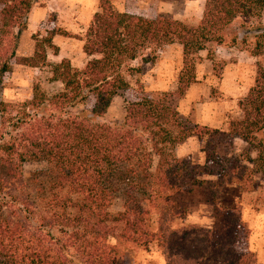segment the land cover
<instances>
[{
  "label": "trees",
  "instance_id": "16d2710c",
  "mask_svg": "<svg viewBox=\"0 0 264 264\" xmlns=\"http://www.w3.org/2000/svg\"><path fill=\"white\" fill-rule=\"evenodd\" d=\"M113 1L98 0L82 37V53L98 57L81 69L65 58L52 65L51 80L61 84V91L46 96L34 86L27 101H0V264H123L121 248H145L152 242L164 264H256L254 254L245 250L247 230L238 209L214 208L211 228H174L172 223L185 216L194 199L213 207L227 170L236 171L232 161L214 152L223 142L238 139L255 151L250 161L258 164L264 182V68L259 62L253 85L237 101L241 117L230 120L224 131L182 124L166 95L150 97L140 86L126 103L119 127L98 121L111 99L128 88L120 69L139 49L181 46L182 67L173 92L180 97L194 80L189 57L211 36L223 43L229 27L230 41L243 37L248 30L238 20L253 9L263 11L264 0H205L196 26L118 12ZM32 4L0 0V93L13 65L39 68L47 51L58 52L51 42L54 35L71 37L50 20L43 37L30 36L32 54L17 56L18 35ZM224 28V34L216 35ZM256 30L261 42L253 46L252 57H259L264 47V26ZM90 97V111L73 114ZM192 136L214 144L202 149L201 165L168 152L170 145ZM27 162L49 167L39 193L24 188L21 168ZM116 199L121 209L111 212ZM43 201L40 208L37 202Z\"/></svg>",
  "mask_w": 264,
  "mask_h": 264
},
{
  "label": "rangeland",
  "instance_id": "374dc122",
  "mask_svg": "<svg viewBox=\"0 0 264 264\" xmlns=\"http://www.w3.org/2000/svg\"><path fill=\"white\" fill-rule=\"evenodd\" d=\"M36 1L37 0H33V3ZM133 6L134 5L130 4L129 12L144 16L140 10L136 12L137 9L133 8ZM250 13L251 14L244 19L238 20V23H243L244 27L248 30L243 37L230 42V38H232V27H229L227 30H229L228 32L230 35H227L224 39L225 43L224 45L222 44L223 50L215 49L214 37L211 36L209 41L202 43L203 49L201 51L189 57L194 65L202 63L204 58L209 60V62L207 64H202L203 76L201 80L195 78L193 68L192 74L194 80L180 97H176L173 92L176 90L177 78L182 67L181 46L177 43H172L156 48L148 44L139 49L135 55V59L132 61H125L120 69L121 74L128 84V88L123 92H119L111 99L105 114L98 122L112 128L119 127L123 120L126 103L138 94V86H140L142 93L150 97L166 95L167 102L175 109L179 121L182 124L186 126L192 124L202 126L196 123V121H198L212 124L213 128L217 130H226L230 120L241 117V112L237 108V101L243 96L232 92V90L230 92L227 86H222L220 83L225 65V61H223L222 58L225 56V58L231 62L232 60L236 62V60L239 59L247 60V67L242 68L243 72H241V75L247 76L249 80L254 77L256 61L264 68V47L259 57L248 59V57L245 56L246 54L252 53L253 46L256 43L261 42L255 38V36H257L255 32L257 31L256 29L264 26V20L261 18L262 11L253 9ZM52 19V17H49V21L47 20L48 22L40 26L39 30L36 31L35 35H37L38 39L45 35L44 28L49 26V22L50 20L52 21ZM86 27L81 32L69 33L72 40L68 41V44L64 46L65 54L70 56L69 63L71 67L75 69H81L88 60L98 57L96 55L85 56L80 51L82 37ZM225 29L226 28H224V31L216 33V35L224 34L226 31ZM27 44H30V48L33 50V41L31 38H29ZM25 49L26 47L22 44L21 51L23 53ZM16 55L21 56L18 55V52H16ZM56 63H58L57 59H54L52 54L47 51L46 62L39 68L13 65L11 71L4 76L0 101L5 103L27 101L32 96V88L34 86H37L46 96L61 91V84L58 81L51 80L50 70L52 65ZM92 102V98L90 97L84 104L76 106L73 114L79 112L88 113L91 109ZM206 142V138L200 142L192 136L191 139L185 140L181 144L170 145L168 152L176 158L189 161L191 164L201 165L204 161L202 149L206 148V144L209 150L213 147L212 145H214L209 143L210 146H208ZM254 144L255 143H253V145ZM214 152L232 161L234 166H236V171L227 170L229 177L225 178L224 181L218 185L213 207L208 202L197 201V199L192 200L187 206L185 216L183 218H176L173 221L172 226L174 228L191 223L205 228L210 224V219L213 222L214 208L239 210L240 205H236L234 208H226L225 205H231L232 203L228 202L236 198H243L240 197L239 194L244 193L241 192L242 189L256 191L258 193L256 198L264 204V182L259 172L260 168L257 163L250 161L255 159V151L244 149L240 142L232 141L230 145L223 142L215 146ZM250 170H253V172L251 173ZM255 170L257 172H255ZM21 171L24 188L28 190H25L28 194L29 191L32 194L36 190L39 193V190H41L40 188L46 185L47 177H44V174L49 172L47 164L43 162H27L22 165ZM1 173L2 170L0 169V174ZM238 179L240 180L239 184L235 182V180ZM256 198L254 201L258 203ZM43 204L44 201L37 202L40 208H42ZM120 209L121 200H114L110 207V211L116 212ZM150 220L151 223L154 222V214L151 215ZM244 242L245 250L252 252L247 243V235L246 241ZM119 252L123 264H164L163 257L154 242L150 243L145 248L126 246L121 248ZM253 254L256 264H264L263 251L261 254Z\"/></svg>",
  "mask_w": 264,
  "mask_h": 264
},
{
  "label": "crops",
  "instance_id": "0c3cea01",
  "mask_svg": "<svg viewBox=\"0 0 264 264\" xmlns=\"http://www.w3.org/2000/svg\"><path fill=\"white\" fill-rule=\"evenodd\" d=\"M204 3L205 0H115L111 4L118 12H129L130 4H132L134 5L133 8L137 9L136 12L140 10L144 17L165 16L191 26H196L201 20ZM97 10L98 0H37L32 4L28 13L26 28L18 35V47L16 48V52H18V55L25 57L32 54L31 45L27 44V41H29L32 34H35L36 31L39 30L40 26L47 22L49 17L53 18L52 23L56 29L72 34L81 32ZM261 16L262 20H264V10ZM238 19L239 18L236 17L232 21V24ZM71 40V38H64L59 35H54L52 37V44L58 48L57 54L52 55V57L57 59L58 62L62 58L69 61L70 56L65 54L64 46ZM224 43L225 41L221 44L215 43V49L223 50L224 48L222 46ZM22 44L26 47L24 53L21 51ZM245 56L248 57V59L253 58L250 54H246ZM222 60L225 61V65L220 83L222 86H227L230 92L232 90V92L244 96L253 85L254 80V77L249 80L247 76L241 75V72H243L242 68L247 67V60L239 59L236 60V62L235 60L231 62L225 58V56ZM208 62L209 60L204 58L202 63L194 65V74L197 80H201L203 76L202 64H207ZM196 123L204 127L207 126V128L211 127V129H215L212 124L198 121H196ZM188 139H191V137L186 140ZM233 141L240 142L242 147L247 149V145L244 142L238 139H234ZM239 194L240 197L243 198H236L233 201H229L228 203L232 204L225 206L226 208H234L236 205H240L239 217L247 229L248 246L250 250H252V253L261 254L262 251L264 252V204L256 198L258 195L256 191L250 190ZM255 198L258 203H255ZM212 225L213 222L210 219V224L205 228H211Z\"/></svg>",
  "mask_w": 264,
  "mask_h": 264
}]
</instances>
